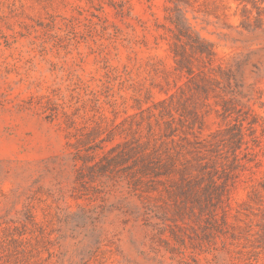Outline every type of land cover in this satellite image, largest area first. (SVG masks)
Listing matches in <instances>:
<instances>
[{
	"label": "rangeland",
	"instance_id": "rangeland-1",
	"mask_svg": "<svg viewBox=\"0 0 264 264\" xmlns=\"http://www.w3.org/2000/svg\"><path fill=\"white\" fill-rule=\"evenodd\" d=\"M224 1L218 19L216 0H0V264H264L259 125L224 217L214 197L140 192L131 159L107 163L172 105L176 119L204 113L199 140L222 125L212 92L176 69L178 11L214 53L195 71L231 70L264 116V30Z\"/></svg>",
	"mask_w": 264,
	"mask_h": 264
},
{
	"label": "trees",
	"instance_id": "trees-1",
	"mask_svg": "<svg viewBox=\"0 0 264 264\" xmlns=\"http://www.w3.org/2000/svg\"><path fill=\"white\" fill-rule=\"evenodd\" d=\"M169 1L175 4L180 1L189 2ZM226 8L224 0H216V18L225 16ZM175 9L178 11V7ZM235 14L239 17V26L243 30H264V0H239ZM182 21L178 11L174 21L177 32L172 46L176 69L185 72L196 93L206 95L204 98H207L209 92H212L216 116L220 118L222 125L210 135L211 139L199 140L193 129L196 124L201 128L204 113L194 110L190 120L184 119L183 113L176 119L171 112L172 109L177 111L176 106L172 105L170 109L166 108L160 114V119H155L157 131L154 130L152 123L148 122L145 141L141 142L135 138V147L120 150L107 163L110 164L111 161L124 163L131 159L129 168L135 167L132 175L133 184L140 192L160 191L159 186H162L167 194L191 196L195 199L200 193L208 199L214 197L216 207L224 217L227 213L225 207L228 206L226 200L230 186L245 169L246 161L250 160L248 155L251 153L246 151L248 141L245 137L251 136L250 140L254 143L258 141L254 125H259L264 133V116L256 115L248 105L251 96L246 98V102H241L239 84L231 70L217 66L216 76L211 75L210 71H195L193 59L207 58L209 62L214 53L204 40L187 33ZM183 37L186 40H183ZM202 62L205 64L204 60ZM257 97L261 98V95ZM258 102L259 106H264V101ZM176 120L180 124L183 121L182 125L187 121V130H181L182 134L178 139L180 141L174 138L178 130L174 124ZM135 132L138 133L140 130L136 129ZM124 144L126 142L120 145ZM196 183H203L198 190L194 189Z\"/></svg>",
	"mask_w": 264,
	"mask_h": 264
}]
</instances>
